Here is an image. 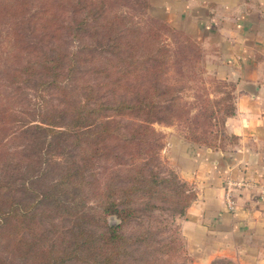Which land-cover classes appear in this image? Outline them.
<instances>
[{"label": "trees", "instance_id": "obj_1", "mask_svg": "<svg viewBox=\"0 0 264 264\" xmlns=\"http://www.w3.org/2000/svg\"><path fill=\"white\" fill-rule=\"evenodd\" d=\"M233 112L232 85L148 0H0V264H133L152 201L185 198L154 124L222 149Z\"/></svg>", "mask_w": 264, "mask_h": 264}, {"label": "crops", "instance_id": "obj_2", "mask_svg": "<svg viewBox=\"0 0 264 264\" xmlns=\"http://www.w3.org/2000/svg\"><path fill=\"white\" fill-rule=\"evenodd\" d=\"M149 13L201 48L208 73L232 85L224 129L235 142L197 145L167 128L166 151L195 197L180 220L194 264H264V0H148ZM235 209L225 206L226 194Z\"/></svg>", "mask_w": 264, "mask_h": 264}, {"label": "rangeland", "instance_id": "obj_3", "mask_svg": "<svg viewBox=\"0 0 264 264\" xmlns=\"http://www.w3.org/2000/svg\"><path fill=\"white\" fill-rule=\"evenodd\" d=\"M210 76H213L209 73ZM4 82H6L4 80ZM22 93H17V97H25L22 104H28L29 106H40L42 105V99L35 97L34 93L30 90H25L23 88ZM49 97H47L48 99ZM24 102V103H23ZM21 104V103H20ZM25 106V105H24ZM25 108V107H23ZM30 108V107H28ZM174 127V130L179 134H185L184 130H181L176 125L166 126L163 124H154V128L160 132L163 136V148L160 152V162L162 171L165 173L171 170L177 177L178 182L184 184V199L180 200L179 204L163 201L161 198L157 199L154 204L160 205L162 208H156L154 210H147L148 213L152 215L150 218H144L142 222V227L149 228V231L154 234L147 238L146 242L142 245L134 244L131 248V263L133 264H194V256L186 248L184 243V237L181 231V218L185 211L186 205L191 203L194 189L193 184L189 183L176 174L174 168L170 164V153L167 150V128ZM226 137L223 144H227L230 141V136L225 133ZM15 147H11V150H22L25 147H20L22 144L21 140L13 141ZM181 211V213L179 212ZM109 224H118L120 220L116 217L110 215L107 218ZM138 221H131L129 223L123 224L121 227V232L126 236L136 235L140 228H142ZM158 230H161L160 233ZM147 244V245H146ZM11 264H21L20 259H13L8 257ZM229 264H235L230 261Z\"/></svg>", "mask_w": 264, "mask_h": 264}, {"label": "built area", "instance_id": "obj_4", "mask_svg": "<svg viewBox=\"0 0 264 264\" xmlns=\"http://www.w3.org/2000/svg\"><path fill=\"white\" fill-rule=\"evenodd\" d=\"M225 206L228 210H234L235 209L234 198L230 192H228L226 194Z\"/></svg>", "mask_w": 264, "mask_h": 264}]
</instances>
